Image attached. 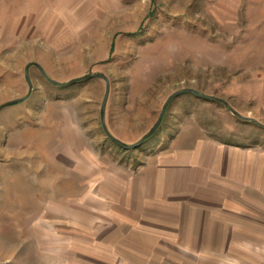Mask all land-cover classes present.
<instances>
[{"label": "rangeland", "instance_id": "374dc122", "mask_svg": "<svg viewBox=\"0 0 264 264\" xmlns=\"http://www.w3.org/2000/svg\"><path fill=\"white\" fill-rule=\"evenodd\" d=\"M184 89L141 145L107 134ZM24 97L0 264H264V0H0V106Z\"/></svg>", "mask_w": 264, "mask_h": 264}, {"label": "water", "instance_id": "95a60500", "mask_svg": "<svg viewBox=\"0 0 264 264\" xmlns=\"http://www.w3.org/2000/svg\"><path fill=\"white\" fill-rule=\"evenodd\" d=\"M36 65L41 69V71L43 72V74L47 77V79H48L50 82L55 83V84H59V85H62V86H66V85H69V84H71V83H76V82H79V81L88 80V79H90V78H92V77H102V78H106V76L103 75V74H95V75L88 74V75H84V76H82V77H77V78H75V79H72L69 83H65V84H64V83H60V82H58V81H56V80L50 78V77L46 74V72L44 71V69H43L40 65H38V64H36ZM28 68H29V67H27V73H26V76H27V79H28V81H29L30 91H31V90L33 89V86H32L31 81H30V79H29ZM109 90H110V89H109V84H108V86H107V91H106V95H105V99H104V103H103V111L105 110V106H106L107 99H108V96H109ZM184 92H195V91H194V90H191V89H184V90H182V91H178V92L174 93L173 95H171V96L169 97V99L167 100V102L165 103V105H164V107H163V109H162V112H161V114H160V116H159L157 122L155 123V125L153 126V128H152L148 133H146V134L142 137V139L139 141V143L134 144V145H127V144L123 143L122 141L118 140V139L115 138L113 135H111V134L109 133V131L107 130L106 126H105V129H106L107 134L109 135V137H110L113 141H115V142L118 143L119 145H121V146H123V147H126V148H131V147H134V146L141 145L145 140H147L148 138H150V137H151V136L157 131V129L159 128V126H160V124H161V122H162V119H163V116H164L165 110H166L168 104L170 103V101L172 100V98L175 97V96H177V95H179V94H181V93H184ZM24 99H25V97H24V98H20V99H15V100H13V101H10V102H7V103H4L3 105L0 106V109L3 108V107H5V106H9V105L16 104V103H18V102H20V101H22V100H24ZM224 103H225V102H224ZM234 113H236L238 116L242 117V116L239 115L237 112H234ZM104 125H105V124H104Z\"/></svg>", "mask_w": 264, "mask_h": 264}]
</instances>
